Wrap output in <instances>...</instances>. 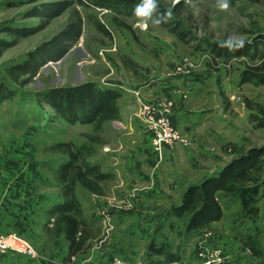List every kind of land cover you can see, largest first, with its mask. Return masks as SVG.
Here are the masks:
<instances>
[{
    "label": "rangeland",
    "instance_id": "1",
    "mask_svg": "<svg viewBox=\"0 0 264 264\" xmlns=\"http://www.w3.org/2000/svg\"><path fill=\"white\" fill-rule=\"evenodd\" d=\"M56 1L63 0H0V39H13L4 27L39 25L41 18L28 13L43 3ZM67 1L71 4L60 15L34 34L18 38L0 56V87L13 91L11 97L0 100V199L12 191L5 181L11 183L16 197L35 195L41 200L21 213V225L15 232L28 238L38 250L39 264L68 262L67 240L50 211L62 199L56 172L69 159L57 146L72 143L83 159L100 165L105 173L99 160L107 161L101 155L111 152L110 147L118 148L119 153L124 151L120 138L130 129L128 117L137 118L150 133L149 151L152 149L158 166L148 172V181H120L119 175L108 173L110 178L99 183L98 192L77 186L82 205L79 217L92 234L88 240L91 246L84 254L86 261L108 264L112 261L108 262V256L113 255L128 261L153 260L155 264L192 262L197 260L200 247L217 244L228 264H264L262 201L258 203L259 213L252 215L242 209L238 195L220 192L223 218L198 232L186 231L188 216L178 219L171 215V207L180 203L187 187L193 184L189 181L196 183L215 175L231 159L251 147L264 145V127L257 126L252 118L256 115L264 119V84L241 81L242 71L251 63L248 57L226 61L216 57L212 49L217 43L257 40L264 33V0H158L156 15L170 12L179 34L162 22L154 25L149 21L145 25L134 10L121 8L116 12L97 6L94 0ZM180 3L177 15L173 9ZM224 3L227 8H221ZM163 20L174 26L173 20ZM78 21L81 36L68 42L62 58L49 60L25 85L14 80L10 73L13 66ZM88 81L122 93L119 115L104 122L100 129L92 124H70L40 100L48 89ZM124 94L132 104H124ZM147 102L157 103L160 112L170 117L177 109L184 111L187 114L183 117L192 126L198 125L192 130L175 123L182 137L170 145L164 143L162 158L154 148L155 129L146 120L149 113L143 110ZM165 157L174 158L162 165ZM114 166L118 163L109 159L108 167ZM156 176L161 181H156ZM160 188L167 197L160 199L159 195L158 201L143 194H160ZM45 195L52 198L49 206L42 204ZM105 205L115 222L109 235L98 217V210ZM119 215L125 217L124 222H119L124 219ZM6 226L0 218V228ZM151 243L164 246L165 253L151 252ZM121 246L128 249L122 255L115 250ZM5 254L13 256L16 264H34L18 253L7 252L0 257Z\"/></svg>",
    "mask_w": 264,
    "mask_h": 264
},
{
    "label": "trees",
    "instance_id": "2",
    "mask_svg": "<svg viewBox=\"0 0 264 264\" xmlns=\"http://www.w3.org/2000/svg\"><path fill=\"white\" fill-rule=\"evenodd\" d=\"M97 6L119 12L121 8L134 10L141 0H94ZM67 0L43 3L33 8L28 16L39 17L37 26L4 27V31L13 37L12 40L0 39V56L3 51L14 46L20 37L29 36L41 30L54 17L60 15L70 6ZM181 5L176 4L173 11L178 15ZM168 13V12H166ZM163 19L175 20L173 15ZM164 21V20H163ZM172 32L179 34V27L168 21L162 22ZM81 22L70 24L50 41L37 46L27 54L25 61L10 69L15 81L25 85L49 61L62 58L68 51L69 41L81 36ZM217 43L212 49L218 58L230 61L235 58L248 57L249 66L241 73L242 82L264 84V33L253 42L230 44ZM17 72V73H16ZM15 73L17 75H15ZM19 76H26L20 80ZM12 90L4 85L0 87V100L11 97ZM122 93L111 87H101L96 82L88 81L75 86L55 87L42 93L41 102L50 105L66 122L70 124H92L100 129L104 122L117 118L119 115L118 99ZM264 112V110H263ZM257 126L264 127V119L256 115L252 117ZM72 143H60L57 148L64 150L69 159L57 170L56 176L62 190V199L50 208L68 243L69 257L80 259L88 251L91 243V231L79 214L82 205L78 198L77 186L81 185L91 192H98L99 183L109 179L111 175L104 173L100 165L92 164L82 158L79 149H73ZM236 194L240 197L242 209L252 215L259 213L258 203H264V145L249 148L245 153L231 159L218 173L207 177L187 187L179 204L171 207V215L175 218L188 216L186 231H202L212 223L220 221L224 216L222 204L219 201L220 192ZM151 252L165 253V247L149 246ZM110 255V254H109ZM114 256H108V262ZM172 261V260H171ZM149 262H155L153 260ZM106 264V263H105Z\"/></svg>",
    "mask_w": 264,
    "mask_h": 264
},
{
    "label": "crops",
    "instance_id": "3",
    "mask_svg": "<svg viewBox=\"0 0 264 264\" xmlns=\"http://www.w3.org/2000/svg\"><path fill=\"white\" fill-rule=\"evenodd\" d=\"M168 85H171V84L168 83ZM123 98L125 99L124 104L125 103H127V105L132 104L131 99H129L128 95L124 94ZM184 114H187V113L184 111H178L177 109L175 114L171 116L172 120L174 121V123H176L178 127L179 125L180 126L185 125L187 127H191L193 130L194 127L198 126V125L192 126L191 123H189V119H187V117H183ZM128 122H129L130 129H128L127 133L122 138H120L121 140L120 145L121 147L122 146L124 147V151L119 153L118 148L110 147L112 149L111 152H106L101 155L102 159L106 160L107 163H104L101 160H99V162H101L102 166H104L105 173H112V174L114 173V174H117V176L119 175L120 181H148L149 179L148 172L149 171L151 172V169L153 170V168H156L158 166L156 164L157 162L156 159H154V155L151 153L152 149L151 151H149L150 133L146 132L143 124L141 123L139 119L137 118L131 119L128 117ZM200 124L202 125L203 123H200ZM111 158L114 159V163L115 162L118 163V166H114L113 168L108 167V162H109V159ZM172 158L174 157H171V158L165 157V159L163 160L164 164L162 165H165L166 162L170 161ZM156 181H161L158 176H156ZM194 182L195 181H189L188 183L191 184ZM3 183L6 186L10 187L12 191L10 192V194L0 199V218L4 219V221L7 224L6 228L4 229L0 228V230H4L5 232L6 231L14 232V231H17L16 229L20 228L19 225H21V221H22L21 213H23L24 210L30 209L33 203L37 201H41V200H40V196L34 198L35 195L34 196L25 195V196L16 197L18 195L14 194V189L11 183L10 185H8V183L5 181ZM2 189H6V191H8V188L2 187ZM143 194L152 196L151 199H153V201H158L156 198L159 197V195H160V199L167 197L166 193L164 192L162 188H160V194L158 193L150 194L147 192H144ZM51 199H52L51 197L45 195L44 200L42 201V204L45 203L49 206L51 204ZM59 201L60 200H58L57 202ZM16 205H18V209H16ZM156 209L157 208H154L153 210L156 211ZM119 217L124 218V219H121L122 221H119V222H124L125 217H123L122 215H119ZM126 228L127 226L124 227V229ZM59 248H63V246L60 245ZM65 248L68 249L69 251L68 244H65ZM115 250L121 252V255H122L124 250H128V249L126 247L123 248L121 246V247H116ZM130 251H132V249H130ZM50 253L53 254V252H50ZM109 254H112V252ZM22 259H25L31 262L30 259H28L27 257H22ZM236 263L237 262H234L233 264H236ZM0 264H16V263H15L13 256H9L8 254H5L0 257Z\"/></svg>",
    "mask_w": 264,
    "mask_h": 264
},
{
    "label": "built area",
    "instance_id": "4",
    "mask_svg": "<svg viewBox=\"0 0 264 264\" xmlns=\"http://www.w3.org/2000/svg\"><path fill=\"white\" fill-rule=\"evenodd\" d=\"M161 106L157 103H143L144 112H148L146 115V120L151 124L154 131V139L153 144L154 148L159 154L160 158H162L163 146L164 143L170 145V143L175 142L182 137V133L176 127L174 121L170 116L160 112ZM156 111L158 112L156 114ZM134 206V205H132ZM98 217L103 224V227L107 229V235L110 234L111 230L115 228V222L112 217L111 209H109L108 205L102 206L98 210ZM105 241V240H104ZM18 253L21 254L30 260L34 261V264H39L41 257L39 255L38 250L34 247V245L30 242L28 238L23 236L19 232H2L0 231V255L4 253ZM197 260L192 262L189 261H173L162 264H228L227 256L224 253L222 247L217 244L212 247H200L198 249ZM214 252V254H213ZM88 258V257H87ZM80 260L78 256L71 255L69 257L68 262L65 264H81L84 262L85 264H94L93 262ZM199 259V260H198ZM64 263V262H63ZM108 264H155L153 262H145L143 260H135L128 261L119 258V256H114L112 261ZM160 264V263H159Z\"/></svg>",
    "mask_w": 264,
    "mask_h": 264
},
{
    "label": "clouds",
    "instance_id": "5",
    "mask_svg": "<svg viewBox=\"0 0 264 264\" xmlns=\"http://www.w3.org/2000/svg\"><path fill=\"white\" fill-rule=\"evenodd\" d=\"M221 8H227V4L224 3L221 5ZM158 12V0H141L139 4L134 9V15L141 18L142 22L146 25L149 21H151L152 24L158 25L163 21L164 16L170 17L171 13H163L160 15H156ZM242 43V42H241ZM222 46H228L231 47L230 43H227L226 45Z\"/></svg>",
    "mask_w": 264,
    "mask_h": 264
}]
</instances>
